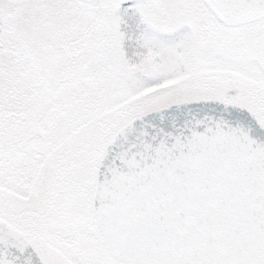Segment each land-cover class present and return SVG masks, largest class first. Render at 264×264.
Returning <instances> with one entry per match:
<instances>
[{"label":"snow or ice","instance_id":"snow-or-ice-1","mask_svg":"<svg viewBox=\"0 0 264 264\" xmlns=\"http://www.w3.org/2000/svg\"><path fill=\"white\" fill-rule=\"evenodd\" d=\"M0 264H264V0H0Z\"/></svg>","mask_w":264,"mask_h":264}]
</instances>
